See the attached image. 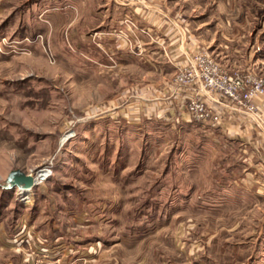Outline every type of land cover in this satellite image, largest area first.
Segmentation results:
<instances>
[{
    "label": "rangeland",
    "instance_id": "1",
    "mask_svg": "<svg viewBox=\"0 0 264 264\" xmlns=\"http://www.w3.org/2000/svg\"><path fill=\"white\" fill-rule=\"evenodd\" d=\"M199 54L264 79V0H0V264H264L263 148L175 90Z\"/></svg>",
    "mask_w": 264,
    "mask_h": 264
},
{
    "label": "built area",
    "instance_id": "2",
    "mask_svg": "<svg viewBox=\"0 0 264 264\" xmlns=\"http://www.w3.org/2000/svg\"><path fill=\"white\" fill-rule=\"evenodd\" d=\"M174 86L186 100L189 119L208 124L212 129L223 123L225 113L222 110L254 114L257 107L253 101L264 98V79L251 74L230 75L214 60L202 54L190 59L189 64L176 73ZM47 176V170H43L33 178V184L44 182ZM29 248L33 256L31 264H50L46 251L35 245H29Z\"/></svg>",
    "mask_w": 264,
    "mask_h": 264
},
{
    "label": "crops",
    "instance_id": "3",
    "mask_svg": "<svg viewBox=\"0 0 264 264\" xmlns=\"http://www.w3.org/2000/svg\"><path fill=\"white\" fill-rule=\"evenodd\" d=\"M217 129L221 131H227L228 137H230L233 140H236L237 142H240L246 147H250V149L256 150L257 146L259 148L261 146L263 148L262 149L263 152L261 153L259 158L263 162L262 164H264V130L263 131L259 130L258 127L250 119L247 120L245 118H239L236 115L234 116L231 115L225 118L223 123ZM262 164H259V168H258L259 171H262V168H260V166L264 167V165ZM261 175L263 176V178L261 180H258V184L261 187H264V170L261 173ZM96 245L97 243L93 244L92 247H98ZM45 250L50 251L51 253L56 251L55 248L53 249L50 248V249H45ZM69 250L70 249H65L62 252H65V251L68 252ZM64 254L65 253H62L63 256L61 257L62 264H66L65 262L66 256H64ZM8 264H12V263H8ZM20 264H28V261L22 260ZM51 264H54V263L52 262Z\"/></svg>",
    "mask_w": 264,
    "mask_h": 264
},
{
    "label": "water",
    "instance_id": "4",
    "mask_svg": "<svg viewBox=\"0 0 264 264\" xmlns=\"http://www.w3.org/2000/svg\"><path fill=\"white\" fill-rule=\"evenodd\" d=\"M12 186H17L20 189L27 190L31 189L33 186V178L31 176H26L22 173H15L10 182Z\"/></svg>",
    "mask_w": 264,
    "mask_h": 264
},
{
    "label": "bare ground",
    "instance_id": "5",
    "mask_svg": "<svg viewBox=\"0 0 264 264\" xmlns=\"http://www.w3.org/2000/svg\"><path fill=\"white\" fill-rule=\"evenodd\" d=\"M28 190H31V189H27V190L19 189V191H22V192H25V191H28Z\"/></svg>",
    "mask_w": 264,
    "mask_h": 264
}]
</instances>
